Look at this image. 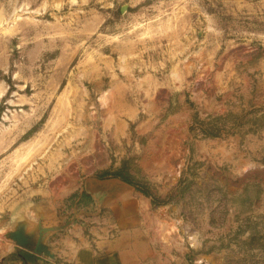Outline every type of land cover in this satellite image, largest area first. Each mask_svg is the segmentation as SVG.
Masks as SVG:
<instances>
[{
  "label": "rangeland",
  "instance_id": "obj_1",
  "mask_svg": "<svg viewBox=\"0 0 264 264\" xmlns=\"http://www.w3.org/2000/svg\"><path fill=\"white\" fill-rule=\"evenodd\" d=\"M17 223L264 264V0H0V264Z\"/></svg>",
  "mask_w": 264,
  "mask_h": 264
},
{
  "label": "crops",
  "instance_id": "obj_2",
  "mask_svg": "<svg viewBox=\"0 0 264 264\" xmlns=\"http://www.w3.org/2000/svg\"><path fill=\"white\" fill-rule=\"evenodd\" d=\"M62 241L53 245L56 247L53 259L36 254L38 259L28 264H148L156 255L148 236L137 233H121L112 239L104 237L95 240L94 245L82 234ZM17 248L20 247H13L1 264H27L21 259L5 261Z\"/></svg>",
  "mask_w": 264,
  "mask_h": 264
},
{
  "label": "water",
  "instance_id": "obj_3",
  "mask_svg": "<svg viewBox=\"0 0 264 264\" xmlns=\"http://www.w3.org/2000/svg\"><path fill=\"white\" fill-rule=\"evenodd\" d=\"M10 234L17 240V245L20 248L50 259L55 257L54 247L49 244V238L44 231L36 237L35 246L33 243L35 238H33L30 230H26L22 223H17V226L14 227Z\"/></svg>",
  "mask_w": 264,
  "mask_h": 264
},
{
  "label": "trees",
  "instance_id": "obj_4",
  "mask_svg": "<svg viewBox=\"0 0 264 264\" xmlns=\"http://www.w3.org/2000/svg\"><path fill=\"white\" fill-rule=\"evenodd\" d=\"M118 175L122 176L121 173H117ZM125 181H127L130 184H136L135 181H133L130 178L124 177ZM145 193H149L147 190H144ZM155 201H160L155 199ZM15 259H21L24 263H30L35 262L36 259H38V256L34 253H31L25 249L17 248L16 251L12 254H10L8 257L5 258V261L15 260Z\"/></svg>",
  "mask_w": 264,
  "mask_h": 264
},
{
  "label": "bare ground",
  "instance_id": "obj_5",
  "mask_svg": "<svg viewBox=\"0 0 264 264\" xmlns=\"http://www.w3.org/2000/svg\"><path fill=\"white\" fill-rule=\"evenodd\" d=\"M101 99L104 101V103H107V102H108L107 94L104 93V94L102 95Z\"/></svg>",
  "mask_w": 264,
  "mask_h": 264
}]
</instances>
